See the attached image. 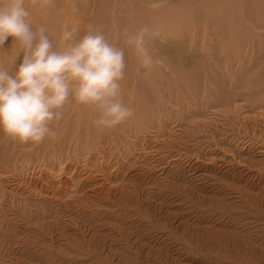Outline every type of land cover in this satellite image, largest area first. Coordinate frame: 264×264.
<instances>
[{
	"label": "rangeland",
	"instance_id": "rangeland-1",
	"mask_svg": "<svg viewBox=\"0 0 264 264\" xmlns=\"http://www.w3.org/2000/svg\"><path fill=\"white\" fill-rule=\"evenodd\" d=\"M29 10L58 47L94 26L124 49L133 115L102 129L73 101L40 144L0 131V264H264V0ZM145 27L151 69L123 35Z\"/></svg>",
	"mask_w": 264,
	"mask_h": 264
},
{
	"label": "clouds",
	"instance_id": "clouds-1",
	"mask_svg": "<svg viewBox=\"0 0 264 264\" xmlns=\"http://www.w3.org/2000/svg\"><path fill=\"white\" fill-rule=\"evenodd\" d=\"M49 2L0 0V49L12 37L11 52H16L14 73L0 61V131L21 144H40L46 137H55L51 125L63 119L73 101L93 108L98 114L94 124L102 129L115 128L133 115L122 100L124 49L110 43L94 26L79 39L78 26H66L59 35L62 47H58L45 25L34 24L29 10V5L37 8ZM123 35L141 66L151 69L154 60L147 41L153 34L149 29L134 34L125 29Z\"/></svg>",
	"mask_w": 264,
	"mask_h": 264
}]
</instances>
